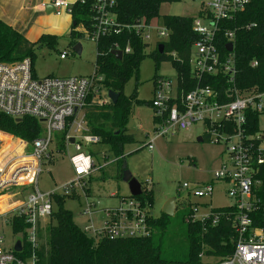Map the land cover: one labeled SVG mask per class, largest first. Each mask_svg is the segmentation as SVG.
<instances>
[{
	"label": "built area",
	"instance_id": "built-area-1",
	"mask_svg": "<svg viewBox=\"0 0 264 264\" xmlns=\"http://www.w3.org/2000/svg\"><path fill=\"white\" fill-rule=\"evenodd\" d=\"M249 3L250 0H204L200 12L193 17L192 25L197 39L193 44L189 65L195 87L184 92L177 80L174 90L172 83L161 77L154 83L152 106L160 123L157 130L159 136H174L179 131H190L194 125L202 124L203 135L209 141L219 143L222 140L230 144L226 148L230 163L215 172L213 180L232 185L227 195L234 200L233 206L237 210L231 219L237 238L229 257L204 264H264V229L256 226L253 218L257 212L264 214V204L254 195L255 186L259 183L255 176L258 169L264 166V138L258 132L250 133L247 120L248 112L264 113V93L241 92L238 89L235 52L238 29L226 27L235 21ZM49 4L56 14L65 12L72 15L73 4L69 0H50ZM114 6L115 0H94L98 25L92 36L93 41L110 30H114L117 35L122 32V28H116L112 11ZM160 23L161 28L158 27ZM134 29L149 43L154 30L159 42L167 41L171 34L158 19L142 22ZM228 44H232L231 52L227 50ZM116 48L127 54L132 50L129 45L124 52ZM66 56L63 54L61 58ZM252 65L256 66L257 63L253 62ZM207 79H213V83ZM98 80L100 78L95 74L90 77L39 79L29 59L0 62V113L16 120L31 117L43 127L42 135L30 146V156L26 154L28 144L22 140L12 141L11 134L0 132V193L10 188L27 187L32 190L27 203L13 211V217L23 218L28 225L26 243L30 248L29 255L25 260L18 258L11 250L16 243L7 248L5 238L0 234V264H38L42 223L51 218L53 200L58 195L55 192H41L39 179L44 164L51 158L56 134L66 133L67 143L74 138L76 151L70 162L77 182L64 186L61 195L73 196L75 189L80 187L85 191L87 180L84 179L91 174L95 164L92 156L82 151V146L99 145L100 138L88 133L84 111L90 104L89 98L93 96L94 99L100 92ZM98 104L104 105L101 100ZM1 134L20 150L14 157L6 155L9 142L1 147L5 140ZM213 184H183V188L191 189L190 194L196 198H211ZM118 202L114 207L99 209V201H87L83 216L92 218L96 213L103 212L104 219L102 227L90 225L83 230L89 235L105 236L110 240L149 236L152 232L148 223L149 213L138 198L119 197ZM193 210L194 220L201 222L212 214L210 212L208 216L198 219L195 217L197 209L194 207ZM2 219L8 222L7 215ZM213 224H217V217Z\"/></svg>",
	"mask_w": 264,
	"mask_h": 264
},
{
	"label": "trees",
	"instance_id": "trees-1",
	"mask_svg": "<svg viewBox=\"0 0 264 264\" xmlns=\"http://www.w3.org/2000/svg\"><path fill=\"white\" fill-rule=\"evenodd\" d=\"M182 1L115 0L113 16L116 28H122V32L117 35L114 30H110L99 36L97 41L92 40L98 25L94 0H77L73 5L72 18L76 26H72L70 35L66 38L68 45L74 48L85 36L95 42L97 54L94 74L100 78L98 84L107 93L112 91L119 95L116 104L109 102L106 105L92 103L91 96L87 106V111H90L86 112L88 133L100 138L99 145L106 147L115 158L112 163L115 164L118 180L122 179L123 171L126 170L123 162L124 148L136 142L135 135L129 133L128 125L134 108L142 103L137 93L127 97L124 90L133 77L138 78L141 63L148 57L147 50L150 48V43L145 42L134 27L154 19L161 21L171 34L167 41L159 42L157 49L149 54L156 61V69L161 63L171 62L177 72L181 90L188 92L196 85L191 77L189 65L193 44L197 39L192 29L193 18L169 15L160 17L162 5ZM79 27L82 28V33L77 31ZM226 27L238 29L235 48L238 89L241 92L264 93V0H250L247 8ZM161 44L164 45L162 54L158 50ZM128 45L132 50L127 54L124 49ZM58 46L59 38L56 36L43 35L37 42L32 43L0 20V62L12 63L29 59L33 67L38 49L47 47L57 50ZM116 46L124 52L121 60L111 54L112 51H117ZM253 62L257 65L253 66ZM158 78L160 77L155 78V81ZM207 81L213 83V79ZM259 116L260 114L247 113L251 134L260 132ZM153 122L155 125L160 124L155 114ZM157 130L158 128L155 129ZM0 132L31 143L42 135L43 127L31 117L17 121L0 113ZM208 141L207 136L203 135L202 142ZM66 144V133L57 135L56 145L59 153H65ZM103 169L101 167L100 170ZM255 178L260 185L254 189V195L264 204V166L258 169ZM142 190L138 200L143 208L148 210V223L152 232L144 238L117 240L86 233L74 223L72 213L64 208L65 199L71 196H55L53 201L57 208L53 209L49 225L40 231L38 264H204V258L225 259L232 254L237 238L231 222L237 214L235 206L213 208L210 217L201 222L194 220L193 208L184 210L186 204L178 203L177 211L182 207L185 212L181 217V224L173 234L169 230L170 219L167 216L162 215L156 219L152 215L153 191L144 184ZM85 193L92 198L88 181ZM216 217L217 224H213ZM253 218L254 224L264 229V214L257 212ZM9 226L15 236H21L18 241L22 243L21 252H15V246L11 250L18 258L25 260L30 252L26 243L28 225L23 218L13 217ZM176 235L180 246L177 244ZM165 241L172 242L178 250L174 255L170 256L164 252Z\"/></svg>",
	"mask_w": 264,
	"mask_h": 264
},
{
	"label": "rangeland",
	"instance_id": "rangeland-1",
	"mask_svg": "<svg viewBox=\"0 0 264 264\" xmlns=\"http://www.w3.org/2000/svg\"><path fill=\"white\" fill-rule=\"evenodd\" d=\"M204 0H183L180 3L164 4L160 8V17L162 16H179V17H196L203 6ZM50 19L46 21L56 23V14L51 13ZM44 20L41 21L44 24ZM41 24V25H42ZM162 27L161 23L158 25ZM82 33V28L78 30ZM150 48L147 50L146 57L140 66L138 78L133 77L125 87L124 94L127 97H137L142 103L134 108L133 115L130 119L128 128L131 134L135 135L136 142L127 145L124 148V166L127 171L139 183L147 185L149 190L153 191L154 207L152 215L158 219L163 214L166 204L172 198H179L178 203L186 204L184 210L196 208L195 217L198 219L209 215L213 208H223L232 206L234 200L229 198L227 190L232 186L231 183H224L214 179V173L221 170L223 165L228 161L226 148L230 146L225 141L219 143L198 142L203 136L204 126L196 124L190 131H179L174 136H159L156 128L159 125L153 124L154 108L152 106L153 87L155 78L161 77L169 80L174 90L177 86V72L171 62L161 63L156 69V61L150 57L153 51L157 49L156 30L151 32ZM66 39L59 41L57 50H51L47 47L38 49L34 59L33 67L37 78L46 77L69 78V77H90L95 72V62L97 54V45L89 40L87 36L79 41L82 48L81 54L78 55L74 48L69 46ZM165 41V40H164ZM66 52L68 57L62 61L59 52ZM96 99V101H95ZM101 102L108 104V93L101 87L98 96L92 102ZM101 105V104H99ZM90 111V109L88 110ZM87 107L85 113L88 112ZM259 130L264 133V113L258 119ZM57 135L53 146L51 147L50 161L45 163L43 173L39 179V189L43 193L55 192L58 195L63 194V187L77 182L70 159L76 154L73 146H66L65 153H59L56 145ZM74 136V135H71ZM12 141H20L14 135H11ZM1 147L6 146L7 137H4ZM24 141L28 144L27 156L31 155L32 142ZM152 146V149H149ZM17 145L9 142L6 155L14 157L20 150L16 149ZM17 150V151H16ZM92 153L93 162L95 164L94 171L85 178L91 191L92 198L87 197L83 188H76L73 196L68 197L64 201V208L72 213L74 223L80 227L94 225L98 228L102 227L104 213H96L91 220L88 216H82V210L85 208L87 201L100 202L99 209L118 205V198L129 196V188L125 182L116 179V167L114 157L107 151V148L100 145L82 146L84 153ZM104 168L103 171L100 169ZM213 182L214 192L211 198H196L190 194L191 189H184L183 184L190 186L198 184H207ZM8 194L12 192L8 191ZM113 194H118L117 198H112ZM25 199V197L23 196ZM57 206L53 202V209ZM182 207L174 216H167L170 219L169 230L173 234L176 232L178 225L181 224V217L185 212ZM166 216V215H165ZM50 219L44 223L46 228ZM0 234L5 237L6 246L11 248L16 241L21 239L20 235H14L10 226L4 225L0 221ZM178 235V234H177ZM175 236L177 244L180 246V240ZM178 251L172 242L164 243V252L167 255H174ZM213 261L204 258L203 262Z\"/></svg>",
	"mask_w": 264,
	"mask_h": 264
},
{
	"label": "crops",
	"instance_id": "crops-1",
	"mask_svg": "<svg viewBox=\"0 0 264 264\" xmlns=\"http://www.w3.org/2000/svg\"><path fill=\"white\" fill-rule=\"evenodd\" d=\"M69 1L70 3L74 5V3L77 0H69ZM49 3H50V0H0V20L6 23L7 25H9L10 27H12L13 29H15L16 31H18L24 38H26L28 41L32 43L37 42L43 35L56 36L59 38V41H61L62 39L68 38V36L70 35L71 29L74 23L73 18H72V15H69L65 12L61 14H56V12L53 11V8L50 6ZM51 13L56 14L55 17H58L56 18L57 21L55 24H52L49 22L48 25H45L46 21L50 19L49 14ZM42 20L45 21L44 24L41 23ZM59 53L66 54V52H62V51H60ZM67 57L68 55L66 56V58L62 59V61L66 60ZM153 91H154V87H153ZM84 115L86 117L85 112H84ZM85 122H86V118H85ZM86 127H87V124H86ZM129 133H130V130H129ZM259 133L263 135L262 137L264 138V133H262L261 131ZM3 135L4 134H1V136ZM201 138H203V136ZM70 140L68 143L66 142L67 143L66 146L68 147L73 146L75 148L74 144H71ZM86 153L90 155L92 154L90 150H88V152ZM229 163H230V160L228 156V161L225 164H229ZM258 185H260V183H258L256 186ZM8 191L12 192V194H8ZM31 193H32V190L27 187L17 188V189L10 188L0 193V221L2 224L9 226L10 221L14 215L13 211L18 206H22L26 204L28 201V197L30 196ZM90 194H91V191H90ZM113 195H115L116 198L118 197V194H113ZM23 196L25 197V199L23 198ZM129 196H130V192H129ZM122 197H128V196H122ZM111 207H114V206H111ZM82 213H83V210H82ZM4 215H7V220H8L7 223H5L2 219ZM89 220H91V218ZM42 224H43L42 230H44L45 229L44 223ZM17 242L18 241H16L15 243ZM5 243H6V240H5Z\"/></svg>",
	"mask_w": 264,
	"mask_h": 264
},
{
	"label": "water",
	"instance_id": "water-1",
	"mask_svg": "<svg viewBox=\"0 0 264 264\" xmlns=\"http://www.w3.org/2000/svg\"><path fill=\"white\" fill-rule=\"evenodd\" d=\"M52 9V8H51ZM73 26H76V23H73ZM81 46L78 44L77 46L74 47V51L80 55L81 54ZM159 53L162 54L164 51V45H159L158 47ZM228 52L232 51V44H228L227 46ZM111 54L118 60H121L123 58V53L121 51H112ZM108 98L110 99L111 103L116 104L119 95L110 91L108 92ZM20 121V120H17ZM71 144L75 143V139L72 138L70 140ZM198 142H202V138L198 139ZM122 181L125 182L129 188L130 196L133 198H138L141 197L143 190H142V184L139 183L136 179L132 177V175L126 170L123 171V177ZM179 198H172L165 206L163 210V214L166 216H174L177 210V201ZM15 252H21L22 251V243L21 241H18L14 247Z\"/></svg>",
	"mask_w": 264,
	"mask_h": 264
},
{
	"label": "bare ground",
	"instance_id": "bare-ground-1",
	"mask_svg": "<svg viewBox=\"0 0 264 264\" xmlns=\"http://www.w3.org/2000/svg\"><path fill=\"white\" fill-rule=\"evenodd\" d=\"M7 142H9V140H7Z\"/></svg>",
	"mask_w": 264,
	"mask_h": 264
}]
</instances>
